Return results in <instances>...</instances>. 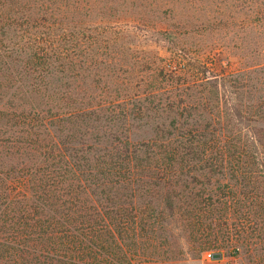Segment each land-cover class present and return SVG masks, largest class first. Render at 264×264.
Masks as SVG:
<instances>
[{"label":"trees","instance_id":"16d2710c","mask_svg":"<svg viewBox=\"0 0 264 264\" xmlns=\"http://www.w3.org/2000/svg\"><path fill=\"white\" fill-rule=\"evenodd\" d=\"M230 19L232 67L180 40ZM238 211L264 222V0H0V264H141Z\"/></svg>","mask_w":264,"mask_h":264},{"label":"rangeland","instance_id":"374dc122","mask_svg":"<svg viewBox=\"0 0 264 264\" xmlns=\"http://www.w3.org/2000/svg\"><path fill=\"white\" fill-rule=\"evenodd\" d=\"M218 19V18H217ZM217 19L209 18V22L213 25L217 23ZM208 20V19H207ZM222 22V21H221ZM235 19H230L229 25L224 27L218 24L213 31L205 30L204 37L200 36L203 46H198L197 36H185L180 34V40L187 44L188 50L195 53L196 56H206L216 62V58L227 61L230 67L236 65V47H231L239 32L235 27ZM177 33V32H176ZM242 33V32H241ZM213 42V46L212 43ZM211 45V47H210ZM134 63L131 70L120 72L121 77L132 80L131 82H139L144 79V74L138 71L145 68L140 67L142 62H149L150 68L156 65L155 56L158 55L162 59L167 54L160 48V44L154 46H138L134 49ZM129 58V57H128ZM146 60V61H145ZM148 68V67H147ZM132 138L139 139L141 136L140 129H132ZM251 211L248 214H251ZM238 212L229 215L227 222L212 220L213 213L208 214L206 218H201L198 224H193L187 230L180 231L173 227L170 231L163 234L166 243H163L162 249L166 253L156 259L155 256L144 263L158 264H183L186 261H193L204 257L207 252H219L225 257H232L242 264H264V222L260 221L257 227H252L248 231L249 234L241 235L236 232L235 219ZM225 223V224H224ZM200 225V226H199Z\"/></svg>","mask_w":264,"mask_h":264},{"label":"crops","instance_id":"0c3cea01","mask_svg":"<svg viewBox=\"0 0 264 264\" xmlns=\"http://www.w3.org/2000/svg\"><path fill=\"white\" fill-rule=\"evenodd\" d=\"M221 254V253H220ZM144 264H158V263H144ZM183 264H242L236 259H233L232 257H225L223 254H221L219 259H205L204 257H201L199 259L193 260V261H186Z\"/></svg>","mask_w":264,"mask_h":264},{"label":"water","instance_id":"95a60500","mask_svg":"<svg viewBox=\"0 0 264 264\" xmlns=\"http://www.w3.org/2000/svg\"><path fill=\"white\" fill-rule=\"evenodd\" d=\"M220 256H221V254H220L219 252H213V253H211V255H210V257H211L212 259H219Z\"/></svg>","mask_w":264,"mask_h":264},{"label":"built area","instance_id":"2783aa9c","mask_svg":"<svg viewBox=\"0 0 264 264\" xmlns=\"http://www.w3.org/2000/svg\"><path fill=\"white\" fill-rule=\"evenodd\" d=\"M211 253H213V252H207V253L205 254L204 258H205V259H210V258H211V257H210Z\"/></svg>","mask_w":264,"mask_h":264}]
</instances>
